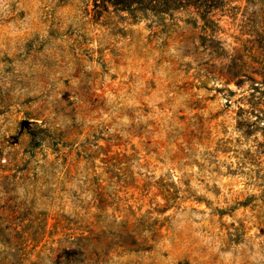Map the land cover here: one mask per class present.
<instances>
[{
  "label": "rangeland",
  "instance_id": "374dc122",
  "mask_svg": "<svg viewBox=\"0 0 264 264\" xmlns=\"http://www.w3.org/2000/svg\"><path fill=\"white\" fill-rule=\"evenodd\" d=\"M223 5L0 0V264H264V0Z\"/></svg>",
  "mask_w": 264,
  "mask_h": 264
},
{
  "label": "trees",
  "instance_id": "16d2710c",
  "mask_svg": "<svg viewBox=\"0 0 264 264\" xmlns=\"http://www.w3.org/2000/svg\"><path fill=\"white\" fill-rule=\"evenodd\" d=\"M226 1L227 0H222L224 4ZM250 1L251 0H247L248 3H250ZM223 3H219V0H94V7L100 11H107L112 6L117 12L127 11L131 15H147L148 13H167L168 11L180 7L192 6L198 11L203 21L208 22L211 13L223 8ZM248 9L249 7L247 6L246 10ZM263 10L264 5L261 9L262 13H264ZM255 14H257V11L253 13V16ZM247 19L251 21L248 16ZM238 72L239 71H235V77L239 76Z\"/></svg>",
  "mask_w": 264,
  "mask_h": 264
}]
</instances>
